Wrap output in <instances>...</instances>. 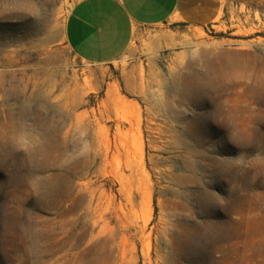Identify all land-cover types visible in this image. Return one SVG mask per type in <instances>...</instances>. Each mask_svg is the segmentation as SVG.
Here are the masks:
<instances>
[{"label":"rangeland","instance_id":"rangeland-1","mask_svg":"<svg viewBox=\"0 0 264 264\" xmlns=\"http://www.w3.org/2000/svg\"><path fill=\"white\" fill-rule=\"evenodd\" d=\"M69 6L0 0V264H264V0L107 63Z\"/></svg>","mask_w":264,"mask_h":264},{"label":"crops","instance_id":"crops-1","mask_svg":"<svg viewBox=\"0 0 264 264\" xmlns=\"http://www.w3.org/2000/svg\"><path fill=\"white\" fill-rule=\"evenodd\" d=\"M220 11V0H70L63 40L82 61L107 63L130 46L140 26L181 21L203 27Z\"/></svg>","mask_w":264,"mask_h":264}]
</instances>
